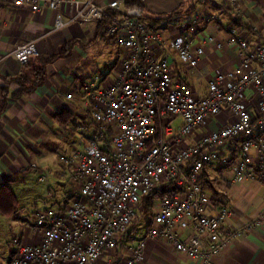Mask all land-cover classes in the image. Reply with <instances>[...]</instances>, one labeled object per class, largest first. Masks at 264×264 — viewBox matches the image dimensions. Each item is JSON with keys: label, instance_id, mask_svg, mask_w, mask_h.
I'll return each mask as SVG.
<instances>
[{"label": "built area", "instance_id": "1", "mask_svg": "<svg viewBox=\"0 0 264 264\" xmlns=\"http://www.w3.org/2000/svg\"><path fill=\"white\" fill-rule=\"evenodd\" d=\"M145 1L0 0V10L5 4L27 6L32 12L51 10L55 31L73 22L108 20L107 36L126 51L113 75L97 70L76 96L91 131L80 145L58 154L57 185L64 186V199L34 212L33 231L39 240L17 243L10 264H113L106 256L130 229L142 197L167 183L178 192L155 202L151 225L126 246L122 264H141L151 239L197 264H214L243 231L259 224L255 219L244 229L230 228L231 212L213 203L201 179L205 165L226 164L220 150L240 140L232 183L264 180V44H253L238 27L229 28L226 43L237 47L238 62L208 80L207 94L200 97L188 82L175 79L173 66L178 59L196 70L204 44H191L183 32L185 21L176 22L175 37L164 35V23L154 28L146 20ZM224 2L235 20L245 18L242 0ZM206 22L215 19L196 14L195 24ZM38 40L22 42L12 57L25 64L38 56ZM248 89L259 96L256 111L247 102ZM223 111L236 119L208 131L209 122ZM79 129L86 133L89 126Z\"/></svg>", "mask_w": 264, "mask_h": 264}, {"label": "crops", "instance_id": "2", "mask_svg": "<svg viewBox=\"0 0 264 264\" xmlns=\"http://www.w3.org/2000/svg\"><path fill=\"white\" fill-rule=\"evenodd\" d=\"M109 1L111 0H95L99 5ZM136 1L135 4L141 3L140 0ZM242 2L245 15L243 20L233 18L224 0L143 2L147 21L159 14L173 15L171 23L174 24L175 33L179 30L176 22L185 21L186 28L183 32L187 34L191 44L193 46L204 44L205 54L201 57L196 70L191 72L178 59H175L173 66L175 79L188 82L200 97L207 94L208 80L217 72L233 67L238 62L237 47L226 43L229 28L238 27L241 34L250 38L253 44H264V0H242ZM196 14H200L203 19L213 16L215 22L195 24ZM54 17L55 13L46 8L40 12H32L27 6L16 7L5 4L0 10V88H6L9 93L6 109L0 114V187L8 185L12 190L10 182L21 174L35 170L31 165L37 164L38 170L48 171L54 182V186L48 189L49 195L56 194L58 189L64 188L57 185L58 173L61 170L57 161L60 143L69 147L79 145V127L84 124L89 126V131L86 133L82 131L81 142L91 131L89 119L82 114L81 106L76 99L89 78L83 71L84 77L80 79L79 45L85 46L89 44V40H94L105 47L110 60L115 55L113 50L115 45L107 36L106 29L101 28L97 23L73 22L67 28L55 31ZM34 38H39L36 43L38 56L56 54L66 43H73L74 46L69 57L59 58L47 66V74L42 84L33 92L22 94L16 81H7L5 78L14 79L33 75V66L21 64L11 54L19 44ZM219 44L222 45L221 48L218 47ZM82 53L87 56L85 52ZM119 54L123 57L126 51L121 49ZM107 65V70L116 66L110 62ZM81 69L87 68L83 64ZM104 74L108 75L106 71ZM108 77L113 79V76ZM68 95H72V99H69ZM247 96L250 108L256 111L259 96L252 89L247 90ZM1 101L0 91V104ZM61 112H64L62 118L67 122L65 126L59 122ZM235 119L231 112L223 111L209 122L207 130L218 129ZM180 122L179 120L178 123ZM220 152L228 162L226 164L211 162L204 170L218 193L213 203L229 209L230 228L244 229L255 219L259 220V224L252 230L243 231L240 239L224 250L215 259L214 264H264V180L232 183L233 168L241 153L240 140L226 144ZM232 159L234 160L231 162ZM14 219L16 222L22 221L24 230L20 238L16 232L11 235L6 257L0 261V264H10L11 255L20 241L33 244L39 240V235L33 231V216L26 220L19 217ZM147 229L148 227L140 229L137 236L133 234L129 238L126 235L122 236L117 249L106 257H111L113 264H122L125 260L126 246L137 242ZM141 264L197 263L186 255L176 252L169 244L151 239L146 243Z\"/></svg>", "mask_w": 264, "mask_h": 264}, {"label": "rangeland", "instance_id": "3", "mask_svg": "<svg viewBox=\"0 0 264 264\" xmlns=\"http://www.w3.org/2000/svg\"><path fill=\"white\" fill-rule=\"evenodd\" d=\"M172 17L173 15H156L153 19H162L165 20V26L168 27L167 30L164 31V35L168 37H175L178 34L174 32V24L170 21H167L168 17ZM153 17V16H151ZM182 21V20H179ZM164 23V22H163ZM171 23V24H170ZM170 27V28H169ZM185 35H187L184 32ZM89 44L79 45V75L80 79H82L83 71L87 73L89 77L95 75L98 69L102 70L103 72L106 71L108 75H113V69L118 67L121 62L122 56L119 54L121 47L114 44L113 47L115 55L113 59L110 60L108 57V51H106L105 47L100 43H96L94 40H89ZM85 52V55H83ZM110 60V61H109ZM113 63L116 66L111 70H107L106 68L108 65L107 63ZM87 68L86 70L81 69L82 65ZM87 65V66H86ZM81 69V70H80ZM83 133L79 130V145L82 143ZM61 148L58 152L61 153L63 151H67L70 149L69 146L66 144L60 143ZM59 146V145H58ZM57 154V155H58ZM58 161V160H57ZM59 162V161H58ZM60 167V164H59ZM45 177V181H39V177ZM54 186V182L50 177L48 171H41V170H30L24 174L15 177L10 182V187L12 188V192L15 194L16 199L18 201V215L14 214L10 217H6L0 213V261L5 259V255L7 253V249L9 247V239L13 233H17L19 238L20 234L23 232L24 225L22 221L16 222L15 217L22 218L24 220L31 219L34 212L39 209L56 207L57 202H61L64 199V188H60L56 191V194L49 195L48 189L49 187ZM149 218L145 217L141 219L137 225L136 230L134 231L133 235L137 236L140 233V229L142 230L146 228L147 224L149 223ZM27 223V222H26ZM25 223V224H26ZM23 226V227H22ZM26 226V225H25Z\"/></svg>", "mask_w": 264, "mask_h": 264}, {"label": "trees", "instance_id": "4", "mask_svg": "<svg viewBox=\"0 0 264 264\" xmlns=\"http://www.w3.org/2000/svg\"><path fill=\"white\" fill-rule=\"evenodd\" d=\"M136 2H137L136 0H127V5H132V4H135ZM171 19H172L171 16L168 17L166 22L170 21ZM149 22H151L154 28L160 24H163V22L165 24V20L158 19V18L152 19ZM108 24H109V21L105 20L104 22L99 23V26L101 28L106 29ZM73 46H74L73 43H66L61 47V49L56 54H52L48 56H36V57L30 58L29 61L25 63V65L34 67V69L32 70L33 75L31 77H19V78H14V79L5 78V79H7V81H16L19 84V90H20V93L22 94L33 92L37 88V86L42 84V82L44 81L45 76L47 74V66L59 58L69 57L71 55ZM0 91L2 95V101L0 104V114H1L6 109L7 102L9 100V93L6 88H0ZM63 115H64V112H61L59 114V122L61 125L65 126L67 122L64 120V118H62ZM233 160L234 159L230 161L232 162ZM201 180H202L203 186H205V188H207L208 190H210V192H212V199L213 200L217 199L216 197H218V193L214 189L212 181H210L206 177L205 172ZM175 192H178V188H176L173 183H167V184H164L154 189L149 194L143 196L140 202V206H139L140 211L137 217L134 219L130 229L127 231L125 235L128 236V238L131 237L134 231L136 230L137 223L145 217H148L150 220L146 226V227H149L152 223L153 216H154L155 202L158 199L168 194L175 193ZM18 210H19L18 201L16 199L15 194L8 187V185H2L0 187V213L3 214L4 216H12L14 214H17ZM13 255H14V252L12 253L11 257Z\"/></svg>", "mask_w": 264, "mask_h": 264}]
</instances>
